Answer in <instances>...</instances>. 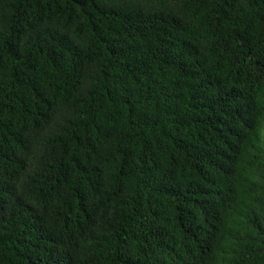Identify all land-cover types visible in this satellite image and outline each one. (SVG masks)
I'll list each match as a JSON object with an SVG mask.
<instances>
[{
	"label": "trees",
	"instance_id": "trees-1",
	"mask_svg": "<svg viewBox=\"0 0 264 264\" xmlns=\"http://www.w3.org/2000/svg\"><path fill=\"white\" fill-rule=\"evenodd\" d=\"M0 264H264V0H0Z\"/></svg>",
	"mask_w": 264,
	"mask_h": 264
}]
</instances>
